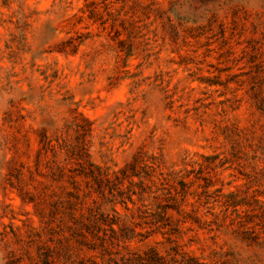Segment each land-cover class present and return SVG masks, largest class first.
<instances>
[{"label":"rangeland","instance_id":"374dc122","mask_svg":"<svg viewBox=\"0 0 264 264\" xmlns=\"http://www.w3.org/2000/svg\"><path fill=\"white\" fill-rule=\"evenodd\" d=\"M0 264H264V0H0Z\"/></svg>","mask_w":264,"mask_h":264}]
</instances>
